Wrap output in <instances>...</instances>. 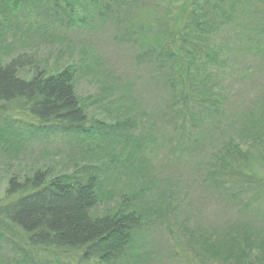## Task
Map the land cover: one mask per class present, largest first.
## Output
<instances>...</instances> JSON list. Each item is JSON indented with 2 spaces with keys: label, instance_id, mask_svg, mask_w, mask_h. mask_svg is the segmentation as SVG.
<instances>
[{
  "label": "rangeland",
  "instance_id": "obj_1",
  "mask_svg": "<svg viewBox=\"0 0 264 264\" xmlns=\"http://www.w3.org/2000/svg\"><path fill=\"white\" fill-rule=\"evenodd\" d=\"M42 1L43 6L55 9L52 2ZM137 1L144 6L138 3L133 11L124 8V18L132 20L138 14L141 23L149 25L155 22L151 19L153 13L174 16L181 4V0H165V4L163 0ZM240 1L230 31L211 41L226 50L224 58L228 57V61L220 68H208L211 83L196 62L199 69L195 68L193 73L199 74L198 82L188 83L185 74L182 80L183 70L174 78L179 81L174 82L173 92L160 89L164 85L160 78L138 68L137 48L126 43L125 37L123 42L117 41L121 38L118 23L105 21L100 25L97 19H92L87 21L90 27L86 29L81 23L44 21L43 30L37 31L27 27L33 21L27 11L3 14L0 64L26 52L32 53L35 64L49 73L74 66L78 71L75 93L88 119L114 124L131 117L137 127L129 143L109 141L106 137H94L84 143L81 138L56 135L46 142L26 143L19 152L6 147L8 150L1 153L0 148V201L11 177L21 181L38 168H46L55 176L95 165L107 199L104 197L96 204L91 211L93 215L115 212L121 206V197L133 199L138 210L153 208L146 215L145 225L135 234V245L139 248L130 249L120 264H245L243 253L249 264H264L260 254L264 246V199L257 209L248 208L250 217L244 218L237 212L236 204L230 205L224 193L205 182L208 171L205 165L223 147L221 142L226 138H234V144L239 142L247 156L245 172L264 180V137L263 142L258 139L252 145L250 132H243V137L238 135L243 124L253 122L254 127L261 124L264 3ZM76 13V17L83 19L82 9ZM241 34L249 35V42L240 47ZM251 45L254 49L244 50ZM28 76L25 71L22 77ZM217 89L224 102L220 107H206L215 111L214 118L205 119L197 110L193 111L194 124L189 137L196 142L195 151L173 152L180 137H174L171 128H167L165 100L168 102L170 96L181 91L192 104L194 96L205 97ZM1 255L3 258L4 254Z\"/></svg>",
  "mask_w": 264,
  "mask_h": 264
},
{
  "label": "trees",
  "instance_id": "obj_2",
  "mask_svg": "<svg viewBox=\"0 0 264 264\" xmlns=\"http://www.w3.org/2000/svg\"><path fill=\"white\" fill-rule=\"evenodd\" d=\"M47 2H52L55 9L43 6L42 0H0V18L8 12L25 10L33 20L27 27L37 31L43 30L44 21L81 23L86 29L90 27L87 21L92 19H97L100 25L105 21L118 23L121 38L117 41L123 42V37L128 39L126 43L137 48L138 68L160 78L164 84L160 89L168 88L171 92L174 82L179 81L174 78L183 70L182 80L185 74L188 83L190 80L198 82L199 74L193 73L195 68L199 69L196 62L211 83L208 68H220L228 61V57L224 58L226 50L216 43L212 45L211 41L222 32L230 31L234 13L241 3L240 0H181L177 14L154 16L153 13L151 19L155 22L149 25L141 23L138 14L132 20L124 18V8L133 11L138 3L144 6L136 0ZM79 9L84 13L83 19L76 17ZM3 24L0 19V37ZM240 38V47L249 42V35L241 34ZM245 47V51L254 49L253 45ZM32 55L22 52L8 63L0 64L1 153L6 147L19 152L26 143L46 142L48 137L56 135L81 138L84 143L94 137L129 143L135 136L137 124L130 121L131 117L114 124L88 119L75 93L77 68L67 66L49 73L35 64ZM25 71L29 76L23 78ZM181 94V91L175 92L169 103L165 100L164 119L174 137H180L173 152H194L196 142L189 137L194 124L193 111L212 119L215 111L206 107H220L224 99L219 89L205 97L194 96L192 104ZM259 119L260 127L249 122L238 130L239 137L244 136L243 132H250L252 145L258 139L263 142L264 108ZM234 142V138L221 142L223 147L205 165L208 169L205 182L224 193L230 205L236 204L242 217L249 218L248 208L257 209L264 199V180L245 172L248 158L238 146L239 142ZM111 155L116 157L114 153ZM97 168L95 165L91 169L81 167L76 172L55 176L46 168H38L24 180L11 177L6 195L0 201V264H86L90 261L120 264L130 249L139 248L135 245V234L145 225L146 215L153 212V208L138 210L133 199L121 197V206L115 212L93 215L92 209L107 195L103 194ZM260 249L264 258V246ZM242 262L250 263L244 253Z\"/></svg>",
  "mask_w": 264,
  "mask_h": 264
}]
</instances>
